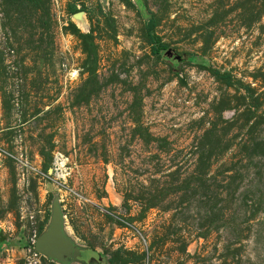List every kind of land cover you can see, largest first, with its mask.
I'll use <instances>...</instances> for the list:
<instances>
[{
    "label": "rangeland",
    "instance_id": "obj_1",
    "mask_svg": "<svg viewBox=\"0 0 264 264\" xmlns=\"http://www.w3.org/2000/svg\"><path fill=\"white\" fill-rule=\"evenodd\" d=\"M54 205L68 264H264V0H0V264Z\"/></svg>",
    "mask_w": 264,
    "mask_h": 264
},
{
    "label": "water",
    "instance_id": "obj_2",
    "mask_svg": "<svg viewBox=\"0 0 264 264\" xmlns=\"http://www.w3.org/2000/svg\"><path fill=\"white\" fill-rule=\"evenodd\" d=\"M166 54L169 56L170 52ZM34 249L61 264H68V259L79 260L81 251L64 235L63 217L60 208L54 205L46 229L35 242Z\"/></svg>",
    "mask_w": 264,
    "mask_h": 264
},
{
    "label": "built area",
    "instance_id": "obj_3",
    "mask_svg": "<svg viewBox=\"0 0 264 264\" xmlns=\"http://www.w3.org/2000/svg\"><path fill=\"white\" fill-rule=\"evenodd\" d=\"M55 166H58V163H55ZM62 167H63V163H60L58 169H60V168H62ZM55 170H56V169H55Z\"/></svg>",
    "mask_w": 264,
    "mask_h": 264
},
{
    "label": "trees",
    "instance_id": "obj_4",
    "mask_svg": "<svg viewBox=\"0 0 264 264\" xmlns=\"http://www.w3.org/2000/svg\"><path fill=\"white\" fill-rule=\"evenodd\" d=\"M161 49H164V47H160L159 49L154 50V53H158Z\"/></svg>",
    "mask_w": 264,
    "mask_h": 264
}]
</instances>
